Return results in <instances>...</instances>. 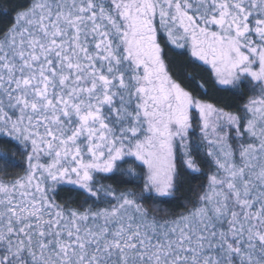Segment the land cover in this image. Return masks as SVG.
<instances>
[{
  "label": "snow or ice",
  "instance_id": "snow-or-ice-1",
  "mask_svg": "<svg viewBox=\"0 0 264 264\" xmlns=\"http://www.w3.org/2000/svg\"><path fill=\"white\" fill-rule=\"evenodd\" d=\"M0 264H264V0H0Z\"/></svg>",
  "mask_w": 264,
  "mask_h": 264
}]
</instances>
